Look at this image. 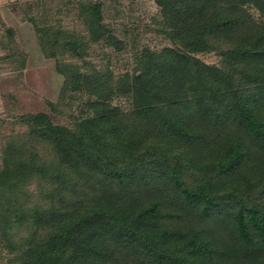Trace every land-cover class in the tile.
<instances>
[{"label": "trees", "instance_id": "obj_1", "mask_svg": "<svg viewBox=\"0 0 264 264\" xmlns=\"http://www.w3.org/2000/svg\"><path fill=\"white\" fill-rule=\"evenodd\" d=\"M153 1L172 47L144 49L139 73L116 83L77 72L74 90L94 101L73 126L45 113L25 119L29 131L0 171L12 264H111L120 253L146 264H233L231 251L247 264L264 258V33L238 11L251 5L264 18V0ZM84 14L89 34L68 52L82 57L89 41L125 49L103 25L100 3ZM213 51L221 67L193 56ZM123 96L129 109L112 105ZM187 215L224 226L229 245ZM14 228L27 233L8 235Z\"/></svg>", "mask_w": 264, "mask_h": 264}, {"label": "rangeland", "instance_id": "obj_2", "mask_svg": "<svg viewBox=\"0 0 264 264\" xmlns=\"http://www.w3.org/2000/svg\"><path fill=\"white\" fill-rule=\"evenodd\" d=\"M89 3L102 5V23L124 42L123 51L108 47L104 41H89L82 57L66 50L68 42L82 40L89 34L88 19L83 15V7ZM242 7L238 11L250 23L248 29L264 33L262 15L251 5ZM49 29L52 31L48 32ZM165 30L161 9L153 0H0V171L7 158L9 160L15 153L11 148L17 136L29 131L25 124L29 115L45 113L56 125L65 126H73L77 120L87 117L90 113L88 102L94 98L85 91L74 90L77 72L111 74L115 83L126 73L138 74L136 58L141 51L146 48L161 51L173 46ZM193 56L217 67L223 63L217 51ZM59 63L73 65L64 68L68 76L58 71ZM112 105L124 110L132 106L131 99L125 96L115 97ZM251 175L248 172L242 179ZM192 179L188 174L187 181ZM5 186V191L11 193L7 188L9 184ZM35 187V184L30 187L31 194ZM256 191L253 190V196L258 195ZM260 201L264 202V196ZM29 203L24 205L31 206ZM168 207L172 210L170 205ZM5 211L8 210L0 209V264H12L15 254L10 251L4 235L2 216ZM173 211L179 213L176 207ZM185 217L188 225L205 228L216 241L229 245L224 226L202 221L195 215ZM17 229L8 230V235ZM26 233V229L15 232L18 238ZM231 252L233 264H247ZM121 254H117V261L111 264H146L136 255ZM216 260L218 264H230L224 257ZM257 261L258 258L249 262L257 264ZM259 264H264V258Z\"/></svg>", "mask_w": 264, "mask_h": 264}]
</instances>
